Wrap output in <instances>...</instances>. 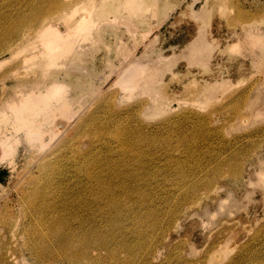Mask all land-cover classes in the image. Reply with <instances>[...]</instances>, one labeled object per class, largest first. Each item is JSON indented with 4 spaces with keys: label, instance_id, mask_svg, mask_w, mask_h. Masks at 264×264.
I'll use <instances>...</instances> for the list:
<instances>
[{
    "label": "rangeland",
    "instance_id": "obj_1",
    "mask_svg": "<svg viewBox=\"0 0 264 264\" xmlns=\"http://www.w3.org/2000/svg\"><path fill=\"white\" fill-rule=\"evenodd\" d=\"M67 1V14L39 16L36 23L43 18L56 28V35L44 30L42 41L33 16L53 0H0L1 38L22 24L0 44V105L16 103L27 87L44 93L50 82L67 85L66 123L52 139L42 112L10 114L14 123L5 127L0 264H70L65 253L48 250L57 240L47 231L51 223L66 231L59 222L67 216L69 227L77 225L74 215H86L117 239L112 244L132 243L118 251L130 264H264V0ZM27 30L31 37L16 38ZM57 30H72L78 42L47 67L38 49L58 47ZM139 65L144 84L134 87L130 75ZM19 117L26 126L16 125ZM30 120L40 129L34 139L26 134ZM72 142L81 156L92 148L81 171L70 165ZM85 169L113 178V198L122 204L74 203L88 192Z\"/></svg>",
    "mask_w": 264,
    "mask_h": 264
},
{
    "label": "bare ground",
    "instance_id": "obj_2",
    "mask_svg": "<svg viewBox=\"0 0 264 264\" xmlns=\"http://www.w3.org/2000/svg\"><path fill=\"white\" fill-rule=\"evenodd\" d=\"M69 1H67V0H53V3H51L50 5H48L45 9L43 8V7H41V8H38L36 11H35V15L33 16V20H34V23H36V21L38 20V18H39V16L41 15V14H44V16L45 17H48L47 19H49V20H51L53 17H55V16H57V15H59V16H62V15H64V14H67V13H65V12H67L69 9H70V4L71 3H68ZM100 8H97L95 11H92L91 9H90V11H88V13H87V16H88V18L86 19V21H91L92 19V16L93 15H95V16H98L99 14H100V10H99ZM128 9L129 10H137L138 9V7L137 6H133V5H129L128 6ZM86 16V15H85ZM54 19V18H53ZM49 20H44L43 18L42 19H40L35 25H36V29H35V31H34V33H42V35L45 33L46 34V31L48 32V33H50V32H52V31H54L52 28H54V27H50V26H52V25H50V23H49ZM21 21H17L16 22V24H14V25H12V26H10V25H8V27L10 26V28L9 29H6V30H4L3 31V33H2V38L3 37H5V38H11L12 36V34L14 33V31L16 32V30H19V28L22 26V24L20 23ZM6 26V25H5ZM20 26V27H19ZM30 26V25H29ZM49 26V27H48ZM18 27V29H16ZM5 28H7V27H5ZM47 28H51V29H49V30H51L50 32H49V30L47 29ZM4 28L2 27V29H1V31L3 30ZM44 30H46V31H44ZM0 31V32H1ZM55 31H56V28H55ZM54 31V32H55ZM58 31V30H57ZM54 32H52L53 33V35H56V33H54ZM18 32H16V34H17ZM48 33H47V35H48ZM51 33V34H52ZM67 34V36H66V34ZM65 33H62V30H59L58 31V37H55V42H56V44H58V47H56L55 49H53V50H46V49H43L44 47H42L41 49L39 48L38 50V55H41V56H43V57H45L46 59V65H47V67L48 66H51V65H56V61H57V58H59V57H61V56H64V55H67V54H69V53H71L72 51H73V49L75 48V44H77V42H78V38H74L73 40H71L70 38H69V34H71V35H73L74 34V32L71 30V31H69V33H67V32H65ZM36 34V35H37ZM50 34V37H52V35ZM63 34H65V35H63ZM81 34V37L80 38H84V35H86L87 34V32H82V33H80ZM25 35H27L28 36V30L25 32V34H19L16 38L17 39H24V40H26V39H28L29 38V36H28V38H27V36H25ZM39 35H41V34H39ZM41 35V37L39 36V39H41L42 41L43 40H45V38L44 39H42V37H44L45 35H43L42 36ZM64 36H66V37H64ZM14 37V36H13ZM31 37V36H30ZM48 37V36H47ZM1 38V36H0V44H3V40H5V39H2ZM26 38V39H25ZM53 38V37H52ZM49 38H47V40H48ZM41 41V42H42ZM49 41V40H48ZM20 42H21V40H20ZM7 43H9V41L7 42ZM6 42L4 43V45L3 46H5V45H8ZM29 43V42H28ZM40 43V42H39ZM30 56L31 57H33L34 59H35V57L33 56V53H31L30 54ZM31 57L29 58V57H27V58H29V59H31ZM27 58H25V59H27ZM143 67L142 66H137V67H135L134 69H133V71H132V73H131V77H130V83L129 84H131V85H134V87H141L142 86V84H144L143 83V79H142V77H143ZM45 88H46V90H45V92L44 93H42V92H36L35 90L37 89V88H34L33 86H31V87H27V88H25L26 90H24V91H26L25 93H23V92H19V93H17V95H16V103L14 102V99L13 100H5L1 105H0V145H2L1 147L3 148L2 149V151H1V154H4L5 155V153L6 152H8V149H6L7 147H6V143L7 142H9L8 141V138H9V136H8V134H6L5 133V127L6 126H8V125H10V123H11V125L14 123V120L13 121H10L11 120V118H10V114H12L13 115V113L15 114V116L17 117L18 115H19V113H21V112H23V111H28V112H30V114H36V113H39V112H42V114L43 115H45L44 116V119H43V122H42V125H44L45 127H44V130L46 131V132H48L49 133V135H51V138L50 139H52L57 133H58V131L55 129L56 127H57V125L58 124H60V126L62 127V125L64 124V123H66V122H63V117H66V115H65V109H66V107H67V104H66V101H65V99H64V95H65V91H66V89H67V85H65V84H63V85H61L58 81H54V82H50L49 84H47L46 86H45ZM59 100H61V102L59 101ZM15 118V117H14ZM68 119V118H67ZM21 121V117H19V119L16 121V122H18V123H16V125H24V126H26L27 125V123L26 122H20ZM20 122V123H19ZM63 122V123H62ZM46 123V124H45ZM115 123V122H114ZM33 124L35 125V121L34 120H30L29 122H28V126H27V128H26V134H27V137L29 138V139H34V138H37V135L38 134H36L37 133V131H39L38 129L37 130H33V129H31L32 128V126H33ZM112 124V123H111ZM105 125H107V124H105ZM104 125V126H105ZM114 125V124H113ZM116 125V124H115ZM118 126V125H117ZM103 127V126H102ZM112 127V126H111ZM116 127V126H115ZM119 127V126H118ZM73 128V127H72ZM110 128V127H109ZM102 129V128H101ZM100 129V130H101ZM107 129V128H106ZM113 129H114V127H113ZM119 129V128H118ZM117 130V129H116ZM115 130V131H116ZM41 131H42V128H41ZM42 132H44V131H42ZM41 132V133H42ZM68 132V131H67ZM122 132V131H121ZM67 134V133H66ZM65 134V135H66ZM118 134H120V132L118 133ZM111 136H112V134H110ZM114 135H115V133H114ZM39 136V135H38ZM127 136V135H126ZM117 137V136H116ZM119 137V136H118ZM128 137V136H127ZM127 137H125V138H127ZM39 139V138H38ZM114 139H115V137H114ZM9 140H10V138H9ZM126 141V140H125ZM11 143V142H10ZM9 143V144H10ZM79 148L78 147H76V148H74V142H72V143H70V152H71V158H70V161H71V163L72 164H70V165H73V168H75L76 170H78V171H81V163L83 162V160H84V158H86V157H88V156H90V154L92 153V148H91V146H90V144H89V146H88V148L85 150L86 151V154L84 155V156H81V154H82V152L83 151H80V150H78ZM60 154V153H59ZM3 155V156H4ZM63 160V159H62ZM57 162V161H56ZM62 162V161H61ZM60 162V163H61ZM58 164V163H57ZM69 165V166H70ZM68 166V165H67ZM68 166V167H69ZM64 167V166H63ZM71 167V166H70ZM72 168V167H71ZM75 169H73V170H75ZM71 170V169H70ZM78 171H73V172H78ZM85 171L87 172V174L88 175H82L81 176V178L83 179V181L84 182H82V183H84V185H85V187L86 188H88V192H86V194H84V198L83 197H81L80 195H78V194H76L74 197L75 198H73L72 199V201H74V203H76V204H78L79 206L80 205H83V204H85L86 202H91V201H96L95 203H97L98 202V204H101L102 206L104 205H107V204H111V202H110V199L116 204L117 202H119V200H117V199H114L113 198V196H114V191H113V185H112V179L109 177V176H107V175H90V173H89V169H85ZM66 172H67V170H66ZM71 172H72V170H71ZM67 173H69V172H67ZM65 175V174H64ZM71 175V174H70ZM74 175V174H73ZM67 176H68V174H67ZM113 176V175H112ZM116 176V175H115ZM114 176V177H115ZM69 177V176H68ZM72 177L75 179V177L74 176H71V178H70V180L72 179ZM79 177V176H78ZM51 178V177H50ZM49 178V179H50ZM53 178H57V177H53ZM81 178H79V180L78 181H80V180H82ZM118 178H122V176L121 177H118ZM117 178V179H118ZM47 179V178H46ZM52 179V178H51ZM133 179V178H132ZM61 180V179H60ZM67 180V179H66ZM77 180V179H76ZM76 180H75V182H74V184H76L77 185V183H76ZM116 180V179H115ZM119 180V179H118ZM122 180V179H121ZM120 180V181H121ZM46 181V180H45ZM48 181V180H47ZM69 181V180H68ZM126 181V180H125ZM54 182V181H53ZM52 182V183H53ZM58 182V181H57ZM70 182V181H69ZM114 182H116V181H114ZM49 183V182H48ZM47 183V184H48ZM62 183V182H61ZM71 183V182H70ZM79 184H80V182H78ZM81 183V184H82ZM117 183V182H116ZM119 183V182H118ZM122 183V182H121ZM121 183H120V185H121ZM124 183V182H123ZM43 184V183H42ZM64 184V183H63ZM66 184H68V182L66 183ZM72 184V183H71ZM115 184V183H114ZM55 185V184H54ZM116 185V184H115ZM120 185H118V186H120ZM57 186V185H56ZM77 186H79V185H77ZM81 186V185H80ZM63 188H64V186H62ZM82 187L83 186H81V189H82ZM133 187H135V186H133ZM61 188V187H60ZM67 188H69L68 186H67ZM66 188V189H67ZM116 188H117V186H116ZM130 188V187H129ZM57 189H59V187L57 188ZM62 189V188H61ZM60 189V190H61ZM65 189V190H66ZM78 189H80V188H78ZM126 189V188H125ZM64 190V189H63ZM63 190H61V193H62V191ZM74 190V189H73ZM84 190V189H83ZM119 190V189H118ZM117 190V191H118ZM53 191V190H52ZM56 191V190H55ZM72 191V190H71ZM71 191H70V193H71ZM81 191V190H80ZM85 191V190H84ZM83 191V192H84ZM115 191H116V189H115ZM123 191V190H122ZM51 192V191H50ZM54 192V191H53ZM57 192V191H56ZM60 192V191H59ZM68 192H69V190H68ZM73 192H75V191H72V193ZM119 192V191H118ZM121 192V191H120ZM130 192V191H129ZM133 192V191H132ZM48 193V192H47ZM46 193V194H47ZM71 193V194H72ZM77 193H78V191H77ZM80 193V192H79ZM82 193V192H81ZM124 193V192H123ZM51 194V193H50ZM58 194V193H57ZM69 194V193H68ZM70 194V195H71ZM116 195L115 196H117V195H119L118 193H115ZM121 194V193H120ZM126 194V193H125ZM131 194V193H130ZM130 194H129V196H130ZM55 195V194H54ZM67 195V194H66ZM69 195V196H70ZM124 195V194H123ZM65 196V195H64ZM68 196V195H67ZM126 196H128V194H126ZM66 197V196H65ZM124 197V196H123ZM122 197V198H123ZM54 198V197H53ZM52 198V199H53ZM62 198V197H61ZM67 198V197H66ZM125 198H128V197H125ZM48 199V198H47ZM68 200L70 199V198H67ZM61 200V199H60ZM65 200V199H64ZM124 200V199H123ZM126 201H127V199H125ZM54 201V200H53ZM63 201V200H62ZM67 201V200H66ZM121 202H122V200H120ZM60 202V201H59ZM121 202H119L120 204H122ZM33 203V202H32ZM46 203H48L47 202V200H46ZM45 203V204H46ZM52 203V202H51ZM50 203V204H51ZM58 203V202H57ZM70 203V202H69ZM93 203V202H92ZM92 203H90V204H92ZM119 203H117V205H119ZM30 204V203H29ZM59 204V203H58ZM57 204V205H58ZM34 205V204H33ZM54 205V204H53ZM52 205V206H53ZM72 205V204H71ZM93 205H94V203H93ZM100 205V206H101ZM32 206V205H31ZM55 206V205H54ZM66 205H64V207H65ZM77 206V205H76ZM86 206V205H85ZM89 206H91V205H89ZM120 206V205H119ZM118 206V207H119ZM35 207V206H34ZM68 207H71V206H68ZM81 207V206H80ZM88 207V206H87ZM114 207H115V205H114ZM122 207V206H121ZM120 207V208H121ZM26 208H29V207H26ZM32 208V207H31ZM50 208H52L51 207V205H50ZM58 208V207H57ZM73 208H77V207H75V206H73ZM82 208V207H81ZM90 208V207H89ZM99 208V207H98ZM103 208V207H102ZM56 209V208H55ZM64 210H65V208H63ZM67 209V208H66ZM77 209H79V208H77ZM95 209H96V207H95ZM109 209V208H108ZM107 209V210H108ZM111 209V208H110ZM112 209H113V207H112ZM48 210H49V208H48ZM47 210V211H48ZM73 210V209H72ZM84 210V209H83ZM88 210V209H87ZM93 210V209H92ZM92 210L91 211H89V212H92ZM97 210V209H96ZM98 210H100V209H98ZM122 210V209H121ZM121 210H119V211H121ZM29 211V210H28ZM50 211V210H49ZM75 212H76V210H74ZM86 211V210H85ZM84 211V212H85ZM95 211V210H94ZM117 211H118V209H117ZM117 211H116V213H117ZM37 212V211H36ZM39 212V211H38ZM51 212H52V210H51ZM57 212H60V211H57ZM62 212V211H61ZM60 212V213H61ZM68 212V211H67ZM71 212V211H70ZM88 212V213H89ZM105 212V211H104ZM108 212H110V211H108ZM112 212V211H111ZM115 212V211H114ZM48 213V212H47ZM72 213V212H71ZM80 214H82L81 212H79ZM79 213H77V214H79ZM100 213H101V211H100ZM120 213V212H119ZM118 213V214H119ZM51 214H55L54 213V211H53V213H51ZM50 213L48 214V215H51ZM57 214V213H56ZM59 214V213H58ZM69 215H70V213H68ZM73 214V213H72ZM76 214V213H75ZM86 214V213H85ZM91 214H93V213H91ZM97 214V213H96ZM32 214H30V216H31ZM38 215V214H37ZM42 215V214H41ZM60 215V214H59ZM58 215V216H59ZM64 215V214H63ZM83 215V214H82ZM102 216L101 217H103V214H101ZM105 215H106V213H105ZM109 215V214H108ZM107 215V216H108ZM33 216V215H32ZM31 216V217H32ZM67 216V215H66ZM65 215L63 216V217H66ZM86 216V215H85ZM84 216V217H85ZM100 216V215H99ZM98 216V217H99ZM119 216V215H118ZM117 216V217H118ZM38 217V216H37ZM46 217V216H45ZM54 217V216H53ZM74 217L77 219L76 221H77V225H74V226H71L70 225V227H69V224H71L69 221H67L66 219H68L69 217L67 216V218L66 219H63L61 222H59L60 224H63V227H64V225L67 227V230L65 231H63V229H61L60 227H57V226H55V224H53V223H51V228H49V229H51L50 231L48 230H46L47 232H49V234H50V237L52 238H54L55 240H57L56 241V244H54L53 245V247H50L48 250L49 251H52L53 249H55V250H60V252H63V253H65L68 257V259L73 263V264H104L105 262H107V264L109 263L108 261L109 260H113L116 264H130V262H131V260L133 259H131L130 257H129V255L128 256H126V257H124V258H120L119 257V255H118V251L119 250H123V249H129V250H131V248H132V246L130 245V244H132V243H128V241L126 240V238L125 239H121L120 241H118V243H114V244H112V242L113 241H115L116 242V240L114 239V237H108L107 236V234L106 235H102V234H100L98 231V229H97V227L96 226H92L91 227V225H89V223H87L88 221V219L86 220V219H84V217H82V218H79L78 217V215H74ZM87 217V216H86ZM97 217V216H96ZM96 217H95V219H96ZM97 217V218H98ZM111 217V216H110ZM40 218H41V216H40ZM39 217H38V219H40ZM47 218V220H48V217H46ZM52 218V217H51ZM59 218H61V217H59ZM70 218H73V216L72 217H70ZM69 218V220H71ZM89 218V217H88ZM32 219H35V217L34 218H32ZM41 219H43V218H41ZM45 219V218H44ZM50 219V218H49ZM90 219H92V217L90 218ZM89 219V220H90ZM103 219V218H102ZM105 219V218H104ZM103 219V220H104ZM109 219V218H108ZM111 219V218H110ZM36 220V219H35ZM46 220V219H45ZM55 218H54V222H55ZM74 220V219H73ZM72 220V221H73ZM98 220H100V219H98ZM43 221V220H42ZM56 221H58V220H56ZM59 221H60V219H59ZM75 221V220H74ZM106 221V220H105ZM113 221V220H112ZM68 222H69V224H68ZM100 222H102V220L101 221H99V223ZM94 223V222H93ZM107 223V222H106ZM112 223V222H111ZM110 223V224H111ZM75 224V223H74ZM96 224V223H95ZM104 224H105V222H104ZM113 224H114V222H113ZM112 224V225H113ZM97 225V224H96ZM119 225V224H118ZM121 225V224H120ZM87 226V227H86ZM101 226V225H100ZM103 226V225H102ZM114 226H116L115 224H114ZM96 227V228H95ZM102 228V227H101ZM118 228V227H117ZM111 229V228H110ZM113 229V228H112ZM119 229V228H118ZM101 231V230H100ZM111 232H112V230H110ZM33 232V231H32ZM47 232H43V233H45V234H47ZM103 233V232H102ZM106 233V232H105ZM110 233V232H109ZM108 233V234H109ZM111 234H113V233H111ZM40 236H42V233H40ZM39 236V237H40ZM44 236V235H43ZM115 236V235H114ZM45 237V236H44ZM42 238V237H41ZM51 238H50V240H51ZM118 238V237H117ZM48 239H49V237H48ZM129 239V238H128ZM53 240V239H52ZM130 240V239H129ZM32 243V242H31ZM47 243V242H46ZM45 243V244H46ZM52 243H55V242H52ZM44 244V245H45ZM43 245V246H44ZM47 246V245H46ZM51 246V245H50ZM42 247V246H41ZM36 248H38V247H36ZM46 248H45V250H46ZM43 249V248H42ZM44 250V249H43ZM41 251V250H40ZM102 251H104V253H103V255H102ZM134 251V250H133ZM39 252V251H38ZM53 252V251H52ZM58 252V251H57ZM56 252V253H57ZM55 253V252H54ZM48 254V253H47ZM52 254V253H51ZM50 255V254H49ZM64 255V254H63ZM52 256V255H51ZM56 256H58V255H56ZM54 257H55V255H54ZM132 257V256H131ZM37 258V257H36ZM63 258H66V257H63ZM101 260H103L104 262H101ZM99 261L101 262V263H99ZM110 261V262H111ZM71 262H70V264H71ZM134 262V261H133ZM132 263V262H131Z\"/></svg>",
    "mask_w": 264,
    "mask_h": 264
}]
</instances>
